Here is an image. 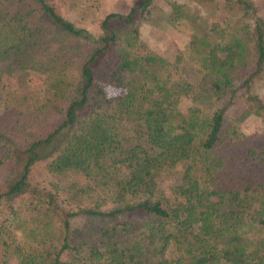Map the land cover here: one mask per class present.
<instances>
[{"label":"trees","instance_id":"trees-1","mask_svg":"<svg viewBox=\"0 0 264 264\" xmlns=\"http://www.w3.org/2000/svg\"><path fill=\"white\" fill-rule=\"evenodd\" d=\"M156 1L93 34L49 0H0V264H264V132L244 129L264 118V19L248 0H166L196 56L183 77L141 39ZM27 71L43 93L9 99L2 78Z\"/></svg>","mask_w":264,"mask_h":264},{"label":"rangeland","instance_id":"rangeland-1","mask_svg":"<svg viewBox=\"0 0 264 264\" xmlns=\"http://www.w3.org/2000/svg\"><path fill=\"white\" fill-rule=\"evenodd\" d=\"M56 4L60 11L77 26L86 28L90 33L97 34L101 19L109 12H119L126 14L132 6L141 0H49ZM181 1V0H177ZM256 8L257 14L264 19V0H248ZM166 0H158L153 4V8L139 17L141 39L149 44L153 50L166 58L172 60L177 67L178 74L185 77L182 69H188L196 60V56L188 47V38L181 31L170 26L166 21L167 9ZM201 16L204 20L221 21L224 17V10L220 7L212 14L211 7H202ZM10 61L0 63L8 65ZM1 75V74H0ZM95 82L105 91L107 96H117L124 93V89L110 81L109 76L97 65L94 66ZM44 76L40 73L27 71L20 79L15 77L2 78L4 90L9 94V99L19 95V93L42 94L44 89ZM252 93L258 94L264 101V82L257 81L253 84ZM7 94V93H6ZM175 102V101H174ZM173 102V103H174ZM179 107H184L187 100L179 99L174 103ZM247 104L245 94L237 97L235 104L229 109L230 115L238 114ZM244 129L249 132H264V118L251 117L244 123ZM56 141L44 148L45 152L50 151Z\"/></svg>","mask_w":264,"mask_h":264}]
</instances>
